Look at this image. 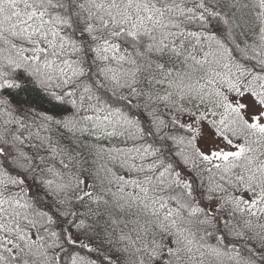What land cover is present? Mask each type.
I'll return each mask as SVG.
<instances>
[{
    "label": "snow or ice",
    "instance_id": "6c2138e0",
    "mask_svg": "<svg viewBox=\"0 0 264 264\" xmlns=\"http://www.w3.org/2000/svg\"><path fill=\"white\" fill-rule=\"evenodd\" d=\"M0 264H264V0H0Z\"/></svg>",
    "mask_w": 264,
    "mask_h": 264
}]
</instances>
